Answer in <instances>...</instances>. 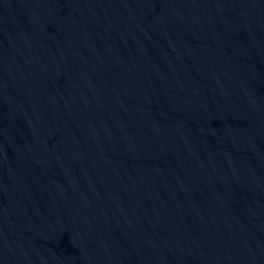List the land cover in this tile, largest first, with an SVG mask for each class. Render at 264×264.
<instances>
[{
  "label": "water",
  "instance_id": "obj_1",
  "mask_svg": "<svg viewBox=\"0 0 264 264\" xmlns=\"http://www.w3.org/2000/svg\"><path fill=\"white\" fill-rule=\"evenodd\" d=\"M0 264H264V0H0Z\"/></svg>",
  "mask_w": 264,
  "mask_h": 264
}]
</instances>
